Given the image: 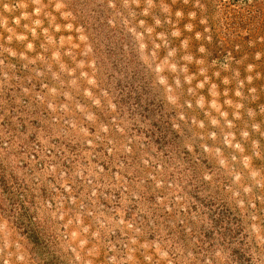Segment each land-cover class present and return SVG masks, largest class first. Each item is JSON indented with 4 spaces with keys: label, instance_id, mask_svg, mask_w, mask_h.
<instances>
[{
    "label": "rangeland",
    "instance_id": "1",
    "mask_svg": "<svg viewBox=\"0 0 264 264\" xmlns=\"http://www.w3.org/2000/svg\"><path fill=\"white\" fill-rule=\"evenodd\" d=\"M0 264H264V0H0Z\"/></svg>",
    "mask_w": 264,
    "mask_h": 264
}]
</instances>
